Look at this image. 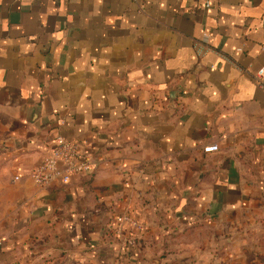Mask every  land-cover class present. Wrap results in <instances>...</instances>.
<instances>
[{"label":"crops","instance_id":"crops-1","mask_svg":"<svg viewBox=\"0 0 264 264\" xmlns=\"http://www.w3.org/2000/svg\"><path fill=\"white\" fill-rule=\"evenodd\" d=\"M262 66L264 0H0V264H264Z\"/></svg>","mask_w":264,"mask_h":264},{"label":"built area","instance_id":"built-area-1","mask_svg":"<svg viewBox=\"0 0 264 264\" xmlns=\"http://www.w3.org/2000/svg\"><path fill=\"white\" fill-rule=\"evenodd\" d=\"M207 37L204 35L202 42L206 44ZM198 56L204 52L202 48L196 50ZM254 80L259 88L264 89V66L255 74ZM218 151L216 145H209L203 149L204 153H214ZM97 164L94 159L83 151V146L79 143L66 140L58 136L47 149L45 157L41 163L34 168L30 174L32 183L37 187H48L53 183L67 185L73 177H79L91 173ZM116 233L121 235L123 227L143 233L144 225L130 215L116 217ZM134 232V233H135ZM126 244H134V234H128L125 238Z\"/></svg>","mask_w":264,"mask_h":264}]
</instances>
